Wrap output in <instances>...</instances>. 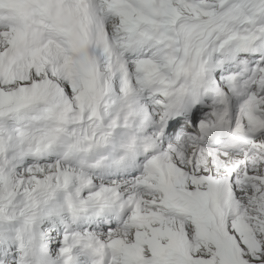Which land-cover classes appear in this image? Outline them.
Returning a JSON list of instances; mask_svg holds the SVG:
<instances>
[{"label": "snow or ice", "instance_id": "obj_1", "mask_svg": "<svg viewBox=\"0 0 264 264\" xmlns=\"http://www.w3.org/2000/svg\"><path fill=\"white\" fill-rule=\"evenodd\" d=\"M0 264H264V0H0Z\"/></svg>", "mask_w": 264, "mask_h": 264}]
</instances>
